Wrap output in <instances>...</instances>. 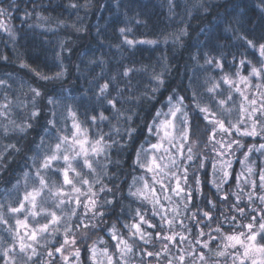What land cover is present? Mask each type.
<instances>
[{
    "label": "trees",
    "instance_id": "trees-1",
    "mask_svg": "<svg viewBox=\"0 0 264 264\" xmlns=\"http://www.w3.org/2000/svg\"><path fill=\"white\" fill-rule=\"evenodd\" d=\"M0 9L5 10L0 16V214L8 211L15 191L21 195L23 189L39 186L36 171L43 157L60 138L70 139L74 123L89 144L102 139L106 146L101 155L91 158L95 172L81 169L90 184L82 189L84 195L78 194L81 203L75 215L68 212L67 224L36 245L38 255L28 264H66L55 252L64 242L66 228L71 229L63 249L67 264H94L93 249L98 259L111 257L112 264H181L180 256L183 264H238L229 257L235 249L228 248L224 256L217 253L224 250L225 236L248 231L244 226L253 222L252 217L255 226L262 222L264 203L259 197L264 196V188L259 181L264 165L257 150L264 142V131L256 129L259 135L244 136L232 129L233 150L224 155L232 164L227 170L230 178L221 183V169L212 162L219 151L209 148L212 125L197 104L207 106L226 127L237 121L241 131L250 130V123L240 122L238 103L244 100V92L238 83L241 77H249L253 89L264 85V78L250 76L253 64L260 67V57L244 39L264 43V0H0ZM126 69H131L128 76ZM58 72L63 75L55 78ZM38 74L54 78L43 80ZM225 77L230 83L224 82ZM106 82L108 95L118 100L116 108L99 93ZM213 85L219 87L209 93ZM33 88L40 91L39 97ZM262 93L249 97L258 109L264 104ZM229 95L234 102L225 106L235 110L231 117L217 108L218 100ZM169 97L172 104L183 97L195 144L192 159L183 157L174 166L182 178V196L150 202L136 191L138 182L151 181L141 156L155 141L161 117L157 113L169 111ZM33 111L39 115L33 117ZM101 114L106 118L101 119ZM255 120L264 128V115L257 112ZM26 124L31 127L21 132ZM224 136L219 139L226 145ZM246 153L250 162L244 159ZM59 163L41 170L50 185L62 178L57 169L63 161ZM250 174L255 187L239 185L237 179ZM90 200L96 201L91 210L85 207ZM44 217L47 222L49 217ZM134 224L144 239L132 228ZM166 236L175 238L166 240ZM120 239L133 245L132 253L121 255ZM205 242L208 248L202 246ZM4 249L0 246V264H12L13 258L21 264L18 255L6 258Z\"/></svg>",
    "mask_w": 264,
    "mask_h": 264
},
{
    "label": "snow or ice",
    "instance_id": "snow-or-ice-1",
    "mask_svg": "<svg viewBox=\"0 0 264 264\" xmlns=\"http://www.w3.org/2000/svg\"><path fill=\"white\" fill-rule=\"evenodd\" d=\"M3 9H0V16H2L4 14ZM121 33L125 32V29H120ZM246 44L254 49L255 51L258 52L259 54V65L260 67H257L256 65H252L251 69H250V76H254L256 78H264V43H259L257 44L255 41L251 40V39H247L246 37L244 38ZM126 43H128L129 45L133 44V41L131 40H127ZM141 43H155L154 41H141ZM209 63H211V61H208ZM241 64H244L245 61L241 60L240 61ZM248 63H251L250 61ZM23 66V65H22ZM221 66L222 65H219ZM131 71V69H126L124 71V75L128 76L129 72ZM40 75V74H38ZM63 73L62 72H58L56 73V77L58 78L60 76H62ZM40 78L43 80H49V79H53L54 77H49L46 75H40ZM113 79H115L113 77ZM155 79H157V81L159 82V84H163V80L160 79V76H156ZM249 77H241V81L244 83H248ZM224 82L225 83H230L229 79L227 77L224 78ZM0 83H3L2 81H0ZM109 83H104L102 85H100L99 87V93L100 95L106 99L107 103L109 105H111L112 108H116L118 100L116 97H110L108 95V90H109ZM219 87L218 85H213L211 88H208L207 91L209 93H213L215 91V89ZM237 91H240V89H236ZM32 91L35 93L36 97H39L41 95L40 91L38 89L33 88ZM241 95H243V93H241ZM232 97L231 95H229L227 97V99H220L218 100V103L221 107H223L228 100H231ZM245 100H248V97H244ZM172 97H169V104H170V108H169V113H167L166 115H170L173 119L172 120H165L163 122V124L160 127H163L165 129V133L164 136L165 138H169L171 137L172 139H175L176 137L172 136V133L175 132L176 130V123L174 122L176 120L177 114H180V118H179V123L181 125L180 129H179V133L178 136L181 140L183 141H187L191 138L192 135H194V132L192 131L191 128V124L188 118V114L187 112L184 111V105H183V97H177L176 98V103L172 104ZM49 102L51 103V99L49 100ZM248 103L250 105H256V100H250L248 101ZM5 108L8 107L7 104L4 105ZM197 108L199 109L200 112L205 113V120H207L210 124L214 125V128L210 130V136L211 138H215L216 135V129L218 128L220 131L228 133L229 135H231V131L232 129H235V131L237 133H240L241 135L244 136H256L259 135L260 133L257 132L256 130V124L258 123V121L253 120V124L251 127V130H247L245 129L244 131H241V129L239 127H237L236 125H231V121H229V124L231 125V127H226L225 126V122L222 119H217L214 113L210 112V109L207 106H200L199 104H197ZM243 106H242V111H243ZM225 111H230V109H225ZM252 112H260L261 115H264V104L261 105V107L259 109L253 107L252 108ZM0 115H3V113H0ZM39 115V112L37 111H33L32 116L36 117ZM73 116L75 115L74 113L72 114ZM160 113H157V116H159ZM211 116V118H210ZM249 116H251V113H249ZM101 119H105L106 117L103 116V114H101ZM93 119H95V117H93ZM241 123L243 122L242 120L240 121ZM55 126V125H53ZM77 131H81L80 130V126L78 124L73 125ZM31 127L30 124H26L23 127H20V131L23 132L25 131L26 128ZM168 129H171L172 131H168ZM7 131V129L5 130ZM261 131H264V128L261 129ZM87 139L85 140H78L75 135L73 136V139L71 141V144H69V138L67 136H64L62 138H60L58 140L57 143H55V145L52 148V151L50 154H46L42 161H41V166L39 168H37L36 171V177L38 179L39 182V186L38 187H33L32 190L30 191H26L23 199L18 203V206H9L8 207V211L10 213L16 214V213H21V212H26V215L24 217L23 220L17 218L16 219V225H17V230H16V236L19 237V244H18V250H19V254H20V261L21 264H28L29 261L33 260L34 256H37V249L33 246L32 243H26L24 240V237L20 236L19 233V228H24V229H28L29 228V223H28V217L31 216L33 219H36L38 216L44 214L47 217H50V220H48L47 222L44 223H40L39 221H37L36 225L33 226V228L31 229V231H25L24 236H26L29 240L33 241V242H38V237L49 231L50 225L53 224H59L60 222V217L57 216L55 211L52 212H47L42 206V200L41 198L44 195L45 189H47V192L50 194L51 197L56 198L57 203H56V207L59 208L61 205L65 204V203H71L70 200H66L63 197L67 196L68 193H66L64 191V186H68L70 187L72 192L75 193H80L81 189L79 187L76 186V180L77 178H79V183L81 184H90V182L84 178L83 176V172L81 171L82 168H87L90 172H95L96 168L94 167V162L91 159V157L93 156H99L101 155L104 151H105V145L102 144V139L101 140H97L95 141V144L92 146L91 150L89 151L88 149H86L84 147L85 143H87ZM171 142V141H170ZM234 143L239 144V141H233ZM41 143H44L43 138L41 139ZM217 143H219V141H217ZM78 144L79 145V150L77 151L74 147H71V145H75ZM193 144H195V141H193ZM65 145H69L68 147H65ZM231 144L227 145L228 149H231ZM241 147L243 145H240ZM12 148H16L15 145H11ZM161 147V145L159 144H155L153 145V148H159ZM221 147H225V145L223 143H221ZM261 148H264V144L260 145ZM19 149H17L18 151ZM71 151V155L69 154V152ZM251 151V149H249V152ZM188 152L191 153L192 152V148L189 147L188 148ZM139 156V154H138ZM189 160L192 159V156L189 155L188 157ZM245 160L248 159V154H245L244 157ZM63 161V165L61 167H59L57 169V171H59L62 174L63 177V185L61 187H55L50 186L48 184V182L46 181L44 175H42V169H52L53 163L56 161ZM96 163H99V161H96ZM173 163H175V161H173ZM241 163H243V161H241ZM228 167L231 166V162L229 161L227 164ZM154 168L158 169V165L156 164V160L155 158H153L152 161V165L148 167L149 171H153ZM249 172L252 171L251 168L248 169ZM70 173H72L73 175L70 176ZM228 173L224 172V176L227 177ZM27 176L28 174L25 173V178L27 180ZM260 180H261V187L264 188V173L261 174L260 176ZM253 187H255V185L253 184ZM89 192L92 191L91 187H89L88 189ZM139 191V190H138ZM94 195V194H93ZM189 198H190V194H189ZM227 197H225L226 199ZM259 199L261 200L262 203H264V196L259 197ZM75 203L77 205H79L81 202L77 199L75 201ZM30 206V207H29ZM96 206V201L95 200H90L88 204L85 205V207L89 208V210H91L92 208H95ZM3 205H0V208H2ZM239 211L241 212V214L243 215V209H239ZM73 215H75V210L73 209L72 212ZM204 216L209 217V219H211V217L209 216V214L207 212L203 213ZM232 219H235V217H233ZM252 221L248 223L247 225H245L244 227H246L248 229L247 232H240L239 234H232V235H228L225 236L224 239L228 242L224 244V249H227L229 247H233L235 248L237 245H239L242 249H243V253L238 254L239 261L240 264H244L245 259L249 257L250 253H259L261 254L262 257H264V243H261L257 240V237H260V241H264V215L261 216V223L259 224V231H253V228L255 227V217H252ZM141 222H145L143 220V217H141ZM0 223H4L7 224V220L4 218L3 215H0ZM169 224H171V221H168ZM85 227H87V225H85ZM149 227H154V225L149 224ZM132 228L135 229L136 233L140 235L141 239H144V234L141 232V229L139 227L138 224H134L132 225ZM58 230V229H57ZM71 229L70 228H66L65 229V239L63 244H61L59 247H57L55 249V252L60 253L62 258L64 259V261L67 264V260L68 257L65 256L63 254V249H64V245L69 244V238L67 236V233L70 232ZM217 232L220 231L219 228L216 229ZM243 237V239H241ZM114 239H116L117 237L113 236ZM175 237L174 236H166L164 237V239L166 240H173ZM186 239V237H181V240ZM210 239H215V237H212ZM71 243L75 244V238L73 237L71 239ZM145 243H147V241H145ZM197 243H200V241H197ZM120 245H123V248L120 249ZM204 248H208L209 243L205 242L202 245ZM15 245H13L12 248L6 249L4 252V256L8 257L9 253L13 252L15 249ZM164 250L167 251V245H164ZM117 248L120 249L121 251V255H125V254H129L133 252V245L128 243L127 241L120 239L119 244L117 245ZM93 253H95V249L92 250ZM107 252V250H105V253ZM77 258L79 257V250L77 249L74 253ZM219 256H224L226 255V252L224 250H221L217 253ZM47 255L49 257L53 256L52 251H49L47 253ZM147 256H153L154 253L153 252H146ZM155 255H159V253H155ZM181 264H183V260H184V256H180L179 257ZM200 260H204L205 257L203 254H200L199 256ZM235 259V258H234ZM12 264H16V260L15 258H13L12 260ZM108 264H112V258L108 257ZM126 264V262H125ZM169 264H171V261H169ZM252 264H264V258H262L261 260L257 261V260H252Z\"/></svg>",
    "mask_w": 264,
    "mask_h": 264
},
{
    "label": "rangeland",
    "instance_id": "rangeland-1",
    "mask_svg": "<svg viewBox=\"0 0 264 264\" xmlns=\"http://www.w3.org/2000/svg\"><path fill=\"white\" fill-rule=\"evenodd\" d=\"M241 84H243V86H241ZM238 86L244 92V97L245 96L248 97V100L241 99L238 103V108H239V106H241L240 111L242 112L240 120H242L243 121L242 123H245V124L250 123V130H251L253 120H255V115L257 113V112L253 113L252 108L255 107L258 109V106L257 105H254V106L250 105L248 103V101H250L249 97L251 95H260L259 93H262V92H263L262 94L264 95V85H257L258 88L255 90L252 88L249 81L246 84L240 80L238 83ZM230 94H232V92H230ZM231 100H233V102H234V97ZM231 100H228L227 102H232ZM233 102H232V104H233ZM258 104H259V102H258ZM242 106L244 109L243 111H242ZM225 107H227V106H225V105L223 107H221L220 105L217 106V108L221 114H224V115L226 114L230 117L235 114V110H232V107H231V109L229 107H227V108H225ZM225 109H230V111H225ZM167 113H169V111H166V112H163L160 114L161 117L159 118V121L156 124L155 141L152 143L149 150L144 151L143 155L141 156L143 166L145 167V169L147 171V175H149L151 177V181L145 182L142 179L144 182L140 181L137 183L136 191L141 196L149 199L148 201H150V202L152 200H167L168 202H170L171 200H174L175 198H180L182 196V194H183L182 186H181L182 178H181L180 174L175 170L177 167H174V166L176 164H178L179 160H181L183 157L188 158L189 155H191V156L193 155L192 153H193V149H194V144L191 142V139H189L187 141H183L178 136L179 129L181 127V125L179 123V118H180L179 113L177 114L176 120L174 121L176 123V130H175V132L172 133V136H174L176 138L175 139H172L171 137L165 138V136H164L165 129L163 127H160V126L163 124V122L165 120H172L173 119L170 115H166ZM249 113H251V116H249ZM221 116H223V115H221ZM236 122L237 121H235L233 123L236 124ZM211 125H212V129H213L214 125L213 124H211ZM262 128H263V126H261L258 123L256 124V129L261 130ZM245 129H247V128H244V130ZM80 130L81 131L78 132L75 127L73 128L71 137L69 139V144H71V141H72L74 135L78 140L87 139L85 132L81 128H80ZM168 131L171 132L172 130L168 129ZM222 133L225 134L224 138L226 139V143L228 142L225 145L223 151H221L219 149L221 147V140L219 139V136ZM230 136L232 137V131H231V135H229L228 133L222 132L217 128L215 138L209 139L210 150L217 149L219 151L218 158L212 160V162H213V165H214V163H216L215 165L218 166V170L221 169V173L219 174V177H218V179H220L221 183L227 182L228 179L230 178V175H229L230 172H227V170L230 169L231 166L230 167L227 166L228 161L225 159V156H224L226 153L231 154V152L233 150L232 139H230ZM217 141H219V143H217ZM155 144H159V145H161V147L153 148V145H155ZM228 144L232 145L231 149L227 148ZM261 144H264V142H262ZM93 145L94 144H89L87 142V143H85L84 147L90 151ZM260 145H258V150H257L261 156V161H259V162H262V164L264 165V148H261ZM68 146L69 145H65V147H68ZM71 147H74L77 151L79 150L78 144L71 145ZM189 147L192 148L191 153L188 152ZM69 154L70 155L72 154L71 151L69 152ZM93 157H95V156H93ZM93 157H91V158H93ZM153 158H155V160H156V164L158 165V169L154 168L153 171H149L148 167L152 165ZM173 161H175V163H173ZM247 161L250 162L249 154H248ZM255 163H257V161ZM54 164L61 165L62 163H59V161H56V162H54ZM243 166H245L244 161H243ZM170 167L173 168V171H171ZM261 171H262V173H264V167L261 169ZM224 172L228 173L227 177L224 176ZM72 175L73 174L71 173L70 176H72ZM54 179L56 180L57 178L54 177ZM237 182L239 183V185H245V186L253 188L254 179L252 178V176L250 174L249 176H244V177L241 176L239 179H237ZM170 183L172 184V187L168 188L167 184H170ZM261 183L262 182L260 180L259 184H261ZM53 185L55 187H61L63 185V177L60 180H58L57 182L54 181V183L51 184L50 186H53ZM76 186L81 189L80 193L72 192L70 187L64 186V191L66 193H68V195L63 197V198L66 200H70L71 203H65V204L61 205L59 208L56 207V203H57L56 198L52 197V199H54V200L47 198V196H48L47 193L46 192L44 193L43 197L41 198V200H42L41 206L47 212H49V210L55 211L57 216L60 217V222H59V224L50 225L49 231L41 234L38 237V242H33V241L29 240L26 236H24V233H25V231L30 232L31 229L33 228V226L36 225L37 221H39L40 223H44L43 217L45 215L42 214V215L38 216L36 219H33L31 216H29L28 217L29 228L27 230L22 228V227L18 229L20 236L24 237V240L26 243H32L33 246L36 247L37 244L43 243L45 238L49 237L51 235L52 231L56 232L57 229L59 230L63 225L67 224L65 217H67L66 215H68V212H71V214H72L73 209L75 210V208L77 207V204L75 203V201L77 199L79 200L78 194H80V196H81V193L84 195V193L82 192V189L85 188L86 184L79 183V178H77ZM21 188L23 189V187H21ZM19 190L20 189H18V191ZM25 192H26V190L23 189L22 194L18 195L19 192L15 191L9 197L8 205L12 206L13 203H15V204L17 203L16 205L18 206V203L23 199ZM50 206H51V209L49 208ZM25 215H26V212L13 214V213H10L9 211H7L6 214L3 215L4 218L7 220V224L0 223V246L5 245L4 252L6 249L12 248L13 245L16 246L14 251L9 253V256L11 258H13L14 255H18L20 257L19 250H18L19 237L16 236V230H17L16 219L19 218V219L23 220ZM49 220H50V217H49ZM255 229H257V230H255ZM253 231H259V226H255L253 228ZM241 239H243V238H241ZM257 240L259 242H261L259 236L257 237ZM9 241H11V242H9ZM8 242L10 245L8 244ZM226 243H228V242L226 241ZM229 248L236 250V252H234L233 254L229 253V257L230 258L232 257V259L234 261H237L238 264H240L239 258H237V257H238V254L243 253V249L239 245H237L235 248H233V247H229ZM224 251L227 254L228 248L224 249ZM260 257H261V259L264 258L259 253H250L249 257L246 258L245 260H248L250 262V264H252V260L255 259V260L259 261V260H261V259H259ZM91 258H92V261L94 262V264H108V261L104 260L103 256L100 259H98V254L93 253V251H92ZM204 264H207V263H204ZM217 264H220V262Z\"/></svg>",
    "mask_w": 264,
    "mask_h": 264
}]
</instances>
